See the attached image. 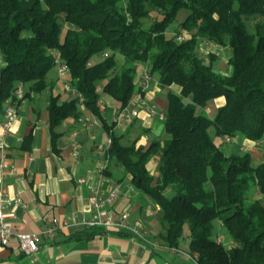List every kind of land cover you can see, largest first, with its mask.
I'll return each instance as SVG.
<instances>
[{
	"label": "trees",
	"instance_id": "trees-1",
	"mask_svg": "<svg viewBox=\"0 0 264 264\" xmlns=\"http://www.w3.org/2000/svg\"><path fill=\"white\" fill-rule=\"evenodd\" d=\"M182 10L186 36L179 40L171 26ZM254 17L259 20L250 31L247 19ZM202 42L229 49L226 72L216 67V52L210 62L201 56ZM56 55L67 63L85 108L105 123L100 82L123 107L139 92L141 64L162 86L180 87L168 92L162 138L124 144L113 132L107 154L159 205L163 244L179 248L187 239L198 264H264V158L255 166L250 148L236 143L238 151L227 154L215 140L264 138V0H0V108L19 86L47 89ZM221 96L225 103L212 117L205 108ZM79 106L78 97L51 93L54 146L57 127L78 118ZM259 150L264 155V145ZM153 158L157 173L148 168ZM253 188L260 196L249 200ZM217 221L235 245L217 238ZM99 229L72 237L89 239Z\"/></svg>",
	"mask_w": 264,
	"mask_h": 264
},
{
	"label": "crops",
	"instance_id": "crops-1",
	"mask_svg": "<svg viewBox=\"0 0 264 264\" xmlns=\"http://www.w3.org/2000/svg\"><path fill=\"white\" fill-rule=\"evenodd\" d=\"M118 59L123 62V57ZM54 68L57 76L48 78L49 87L42 92L31 91L28 84L23 85L25 93H30L19 101L18 116L3 138L0 194L10 201L4 210L6 222L12 228L31 232L53 218L89 217L95 190L100 188L107 194L119 185L121 191L114 210L128 211L132 218L142 219L149 233L143 239L103 228L89 239L77 240L73 234L86 228H69L53 240L43 241L40 249L30 254L19 250L16 240L8 246L0 244V264H198L189 251L187 239L179 248L163 244L158 237L162 229L159 205L142 195L131 183V177H124L121 166L107 154L111 133L122 135L124 144L140 137L139 144L148 145L151 140L164 136L163 120L145 110L133 117L132 105L123 107L121 102L103 93L100 106L106 123L80 105L78 118L66 119L57 127L60 135L54 146L48 118L50 95L60 94L61 100L71 96L66 91L70 75L60 76ZM148 71L147 65H140L135 78L139 92L134 100L142 98L165 112L168 92L171 89L179 92L180 87L162 86L155 74L147 77ZM10 103L7 100L0 108V124L7 119L6 108ZM224 103V96L215 98L205 110L212 115ZM242 141L249 150H254L253 156L262 154L248 139ZM157 164L158 160L153 158L148 168L155 173ZM17 198L20 203L16 202Z\"/></svg>",
	"mask_w": 264,
	"mask_h": 264
},
{
	"label": "built area",
	"instance_id": "built-area-1",
	"mask_svg": "<svg viewBox=\"0 0 264 264\" xmlns=\"http://www.w3.org/2000/svg\"><path fill=\"white\" fill-rule=\"evenodd\" d=\"M179 40H183L184 36H179ZM55 64L60 76L69 74V67L59 55L55 57ZM147 77L149 73L147 72ZM150 76V75H149ZM66 91L71 95L79 98V104L83 105V96L82 94L70 83L66 85ZM15 92V98L11 100V103L7 105L6 114L7 119L1 125L0 130V149H4L5 145L3 138L9 128L12 126L14 121L18 116V104L21 99L24 98L25 90L23 86H19ZM133 107L131 109V115L133 117H138L141 110H145L151 115H158L161 120L165 119V113L160 111L155 104H151L144 99L140 98L139 100H134L131 102ZM238 136H226L223 139V142H234L240 143ZM112 140L108 141V147L110 148ZM256 147H263L264 138L253 142ZM242 148L248 149L249 146L242 144ZM100 150L103 147L99 148ZM2 166H6L3 163ZM84 181V179H81ZM121 188L117 185L109 193L104 194L103 191L98 188L95 190L91 215L89 217H78L77 215H72L68 218L58 219L53 218L50 220L47 225L41 227L37 231L31 232H22L16 228H12L5 218L4 210L6 206L10 203L9 199L5 198L3 194H0V244L2 246H8L12 240H16L19 250L26 254L37 252L43 241L53 240L58 233L68 230L69 228H95L102 227L106 229H112L119 232H126L137 237H142L147 239L148 230L141 219L132 218L131 213L128 211H117L114 210V204L116 199L120 194ZM35 199V198H34ZM16 202L20 203V198L16 199ZM27 207V205H25Z\"/></svg>",
	"mask_w": 264,
	"mask_h": 264
},
{
	"label": "rangeland",
	"instance_id": "rangeland-1",
	"mask_svg": "<svg viewBox=\"0 0 264 264\" xmlns=\"http://www.w3.org/2000/svg\"><path fill=\"white\" fill-rule=\"evenodd\" d=\"M186 10H182L180 12V14L178 15L177 17V20L175 21V23L171 26V31H173L174 33H179V35L181 34V36H186V33L182 30L181 26H180V23L181 21L186 18ZM259 20V18H251V19H247V25H248V28H250L249 30L250 31H253L255 28V22ZM152 21V19L150 18H147L145 19V22L150 23ZM213 52H216L217 54H219L218 57V60H217V63H216V67L223 71V72H226L227 70L225 68L228 67V57H229V49L228 48H221V47H218L214 44H210V43H206V42H202L199 46V53L201 54V56H203L206 60V62H210V53H213ZM123 57L122 55H118V57ZM98 60L101 59L100 57L97 58ZM230 68V66L228 67ZM57 76V71L55 68H53L49 73H48V78L49 79H52V78H56ZM155 76L158 77L157 74H155ZM104 82H100L98 85H99V91L103 94L102 92V86H103ZM200 110V109H199ZM212 112V111H211ZM216 113H212L209 114L210 116H214ZM211 131V134L214 136V128H211L210 129ZM215 140L218 144H221V147L225 150V152L227 154H230L231 152L233 151H238L236 149V147H239L236 143L234 142H223L221 141L220 139H218L217 137H215ZM239 140V139H238ZM240 144H243V141L240 142ZM256 147V146H255ZM240 148V147H239ZM258 148V147H257ZM241 150V149H240ZM246 150H242V152H244ZM251 153H253L254 150H250ZM241 152V151H240ZM264 158V155L263 153L259 156V157H256V156H253V165H258L260 164V162L263 160ZM116 164V162H114ZM122 169V167H121ZM123 171V170H121ZM154 172L157 173V167L154 168ZM260 194H259V190L256 189V188H253L252 190H250L249 192V200H254L256 199L257 197H259ZM140 219V218H139ZM141 220V219H140ZM189 233V228L188 226L185 227V232H184V237H186ZM217 238L220 239L222 242H225L226 245L228 246H233L235 245L236 243L230 238L229 235H227L226 233H224L221 229V225H220V222L217 221Z\"/></svg>",
	"mask_w": 264,
	"mask_h": 264
}]
</instances>
